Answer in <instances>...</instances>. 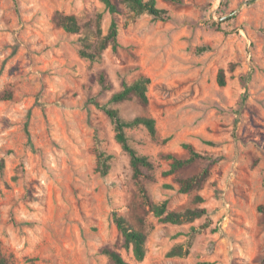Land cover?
Masks as SVG:
<instances>
[{
    "label": "rangeland",
    "instance_id": "1",
    "mask_svg": "<svg viewBox=\"0 0 264 264\" xmlns=\"http://www.w3.org/2000/svg\"><path fill=\"white\" fill-rule=\"evenodd\" d=\"M155 1L169 19L129 18L121 5L110 16L99 0H0V251L9 264H111L105 248L129 264H264V0ZM56 13L74 15L79 33L56 26ZM98 15L102 36L115 20L120 47L91 62L80 41L96 40ZM101 72L110 90L101 91ZM139 74L150 79L148 106L111 107L155 120L156 139L126 131L153 162L150 200L169 212L203 209L200 218L162 223L149 212L94 104ZM182 142L219 160L163 176L167 155L186 156ZM99 152L112 156L105 176ZM206 167L200 190L179 192L177 179ZM113 212L146 233L142 261L124 247Z\"/></svg>",
    "mask_w": 264,
    "mask_h": 264
},
{
    "label": "trees",
    "instance_id": "2",
    "mask_svg": "<svg viewBox=\"0 0 264 264\" xmlns=\"http://www.w3.org/2000/svg\"><path fill=\"white\" fill-rule=\"evenodd\" d=\"M106 12L110 16H114L120 13L118 5L123 6L128 13L129 18H134L142 14H146L154 19L167 20L170 18L168 12L164 9L158 8L155 0H99ZM54 23L60 29L67 34H78L80 31V25L74 15H65L62 13H56L54 15ZM100 15L97 16L95 22V33H92V38L89 36L81 39V48L79 50V56L94 62L101 59L103 51L110 46L113 53L117 52L120 47L118 26L114 19H111L108 32L105 36L101 35L100 29ZM205 50L201 48L200 51ZM97 83L100 86L101 91H107L111 89L110 83L106 81L104 73L97 75ZM218 86L225 85V79L223 71L220 70L217 77ZM150 85V79L142 74H139L132 81L121 80L120 90L114 92L105 105L100 106L98 103H94L100 108L105 116L109 119L114 132V140L120 146L121 150L126 153L129 158V167L131 170V180L135 186L138 196L144 206L148 207V210L152 215L158 218L159 222L178 224L183 220H194L200 218L205 214V210L194 209L185 210L183 212H169L167 210V202L163 201L159 204H153L148 195L145 183L152 181V171L154 170L153 162L145 155H140L129 143V138L126 131L129 129L143 127L150 138L156 139L157 130L155 120L151 117L137 116L132 119H125L117 108L111 107V105H118L121 103L135 101L142 108L148 106L147 91ZM169 138L164 139V142ZM211 144V143H208ZM180 147L186 152L184 158H177L174 155H167L165 158L169 160L168 170L163 173V176H169L175 172L188 168L196 162H208L213 164L219 160L215 154H209L196 150L191 144L182 142ZM96 171L101 176H105L110 168V160L112 156L106 155L104 152H99L96 155ZM209 176L208 168L199 170L187 178L177 179L180 193H188L191 191H198L201 189L205 181ZM195 202H202L200 196L195 197ZM257 211L260 214L261 222L264 224V204L257 207ZM112 221L121 234L124 240V247L131 249L133 258L135 261L140 262L146 255V241L147 235L141 229H136L126 220L125 216L118 213H112ZM102 253L109 259L111 264H129L122 256L111 249L105 248ZM0 264H9L8 260L0 251Z\"/></svg>",
    "mask_w": 264,
    "mask_h": 264
}]
</instances>
